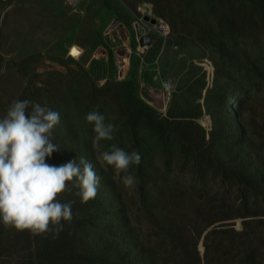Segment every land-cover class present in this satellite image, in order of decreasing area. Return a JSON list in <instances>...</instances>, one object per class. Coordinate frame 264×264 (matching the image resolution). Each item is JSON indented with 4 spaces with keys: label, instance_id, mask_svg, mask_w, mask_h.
<instances>
[{
    "label": "rangeland",
    "instance_id": "obj_1",
    "mask_svg": "<svg viewBox=\"0 0 264 264\" xmlns=\"http://www.w3.org/2000/svg\"><path fill=\"white\" fill-rule=\"evenodd\" d=\"M0 2V118L13 99L59 112L46 162L86 157L102 202L40 240L0 223V264H37L41 240L56 250L78 224L95 264L123 245L132 264H264V0ZM93 110L114 139L94 144ZM113 144L142 157L131 188L102 159Z\"/></svg>",
    "mask_w": 264,
    "mask_h": 264
},
{
    "label": "clouds",
    "instance_id": "obj_2",
    "mask_svg": "<svg viewBox=\"0 0 264 264\" xmlns=\"http://www.w3.org/2000/svg\"><path fill=\"white\" fill-rule=\"evenodd\" d=\"M59 112L31 99H13L6 115L0 118V223L17 230H29L34 236H58L64 222L71 223L75 201L62 203L59 194L69 191V182L77 188L82 203L94 199L100 177L84 156L60 165L49 164L47 157L60 148L52 142L54 128L60 123ZM93 125L94 144L114 139L116 127L106 123L97 110L86 114ZM102 159L131 188L136 177L131 172L142 157L113 144Z\"/></svg>",
    "mask_w": 264,
    "mask_h": 264
},
{
    "label": "trees",
    "instance_id": "obj_3",
    "mask_svg": "<svg viewBox=\"0 0 264 264\" xmlns=\"http://www.w3.org/2000/svg\"><path fill=\"white\" fill-rule=\"evenodd\" d=\"M70 200L73 199L67 197V199L63 201L68 202ZM101 203L102 202L99 199V196H96L94 199L89 200L87 203H82L81 198H78L75 200V203L72 207L73 216H77V213L81 211H91L92 209H98L100 208ZM62 223H64L65 225L67 222L62 221ZM79 225L80 224H78L77 229L80 228ZM77 229L69 232L70 234H67L66 231V233L62 236V245L56 250L50 247V242L41 240V244L38 245L35 250V259L37 264H95V261H93V259H89L88 253L86 254L78 250L76 251L74 239L76 234L78 233ZM41 237L42 235H38L37 239L39 238L40 240ZM123 246L124 247H121L120 249L117 248L116 250H113L116 260L120 264H132L130 261H133V250L128 246ZM133 246L140 249L141 253L145 251V248H142V245L137 242H134ZM104 259L106 260V258ZM101 264L107 263L104 262Z\"/></svg>",
    "mask_w": 264,
    "mask_h": 264
},
{
    "label": "water",
    "instance_id": "obj_4",
    "mask_svg": "<svg viewBox=\"0 0 264 264\" xmlns=\"http://www.w3.org/2000/svg\"><path fill=\"white\" fill-rule=\"evenodd\" d=\"M145 20H150L152 23H155L157 20L155 18H151L149 15L144 16ZM119 23V20L116 19L110 28L115 27ZM136 31L137 35L139 36V40L141 44H148L151 42V37L146 35L145 28L140 22H136Z\"/></svg>",
    "mask_w": 264,
    "mask_h": 264
},
{
    "label": "built area",
    "instance_id": "obj_5",
    "mask_svg": "<svg viewBox=\"0 0 264 264\" xmlns=\"http://www.w3.org/2000/svg\"><path fill=\"white\" fill-rule=\"evenodd\" d=\"M68 1H70L72 4H74V6H77V4L80 0H68ZM155 23H156V26H158V29H159V32L161 33V35L163 37L168 36V34L170 32L169 25L166 22H164L163 20H158Z\"/></svg>",
    "mask_w": 264,
    "mask_h": 264
},
{
    "label": "bare ground",
    "instance_id": "obj_6",
    "mask_svg": "<svg viewBox=\"0 0 264 264\" xmlns=\"http://www.w3.org/2000/svg\"><path fill=\"white\" fill-rule=\"evenodd\" d=\"M71 52H72V54H74V55H78V54L81 53V48H80L79 46H77V45H74V46H72ZM166 87H167V86H166ZM167 88H168V87H167Z\"/></svg>",
    "mask_w": 264,
    "mask_h": 264
},
{
    "label": "crops",
    "instance_id": "obj_7",
    "mask_svg": "<svg viewBox=\"0 0 264 264\" xmlns=\"http://www.w3.org/2000/svg\"><path fill=\"white\" fill-rule=\"evenodd\" d=\"M1 13H2V4L0 2V17H1Z\"/></svg>",
    "mask_w": 264,
    "mask_h": 264
}]
</instances>
